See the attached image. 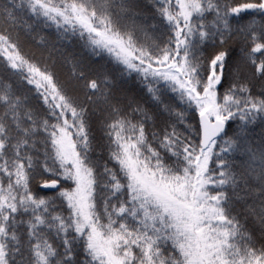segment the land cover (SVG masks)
I'll use <instances>...</instances> for the list:
<instances>
[{
  "label": "snow or ice",
  "instance_id": "6c2138e0",
  "mask_svg": "<svg viewBox=\"0 0 264 264\" xmlns=\"http://www.w3.org/2000/svg\"><path fill=\"white\" fill-rule=\"evenodd\" d=\"M0 264H264V0H0Z\"/></svg>",
  "mask_w": 264,
  "mask_h": 264
}]
</instances>
